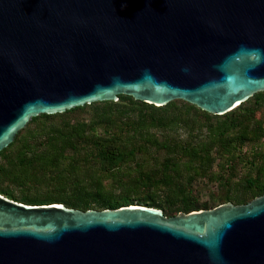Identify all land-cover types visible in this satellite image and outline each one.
I'll return each mask as SVG.
<instances>
[{
  "label": "water",
  "instance_id": "1",
  "mask_svg": "<svg viewBox=\"0 0 264 264\" xmlns=\"http://www.w3.org/2000/svg\"><path fill=\"white\" fill-rule=\"evenodd\" d=\"M259 91L264 0H0V150L119 94L221 115ZM0 264H264V193L171 216L0 194Z\"/></svg>",
  "mask_w": 264,
  "mask_h": 264
},
{
  "label": "trees",
  "instance_id": "2",
  "mask_svg": "<svg viewBox=\"0 0 264 264\" xmlns=\"http://www.w3.org/2000/svg\"><path fill=\"white\" fill-rule=\"evenodd\" d=\"M263 136L264 91L221 115L182 99L156 106L119 94L31 117L0 150V194L83 210L139 204L168 216L246 203L264 193ZM243 160L250 171L234 180ZM199 180L219 192L199 201Z\"/></svg>",
  "mask_w": 264,
  "mask_h": 264
},
{
  "label": "rangeland",
  "instance_id": "3",
  "mask_svg": "<svg viewBox=\"0 0 264 264\" xmlns=\"http://www.w3.org/2000/svg\"><path fill=\"white\" fill-rule=\"evenodd\" d=\"M25 127V126H24ZM251 165L248 164L245 160L240 161V163L236 166L235 170V176L233 177L234 180H237L239 178L243 179L245 175H248L250 171ZM254 174V169H253ZM194 194L198 196L199 201H208L213 193L219 192V187L216 183H209L205 180H199L195 182L194 184ZM15 191H19L16 187H13ZM16 192V193H17ZM168 216V215H167Z\"/></svg>",
  "mask_w": 264,
  "mask_h": 264
},
{
  "label": "built area",
  "instance_id": "4",
  "mask_svg": "<svg viewBox=\"0 0 264 264\" xmlns=\"http://www.w3.org/2000/svg\"><path fill=\"white\" fill-rule=\"evenodd\" d=\"M263 142H264V136H263Z\"/></svg>",
  "mask_w": 264,
  "mask_h": 264
}]
</instances>
